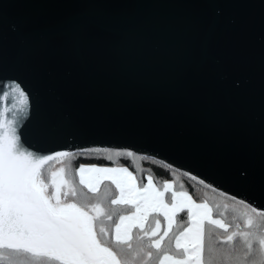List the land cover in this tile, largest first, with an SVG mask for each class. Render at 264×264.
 <instances>
[{
	"label": "water",
	"instance_id": "95a60500",
	"mask_svg": "<svg viewBox=\"0 0 264 264\" xmlns=\"http://www.w3.org/2000/svg\"><path fill=\"white\" fill-rule=\"evenodd\" d=\"M21 140L159 159L264 209V0H0Z\"/></svg>",
	"mask_w": 264,
	"mask_h": 264
},
{
	"label": "snow or ice",
	"instance_id": "6c2138e0",
	"mask_svg": "<svg viewBox=\"0 0 264 264\" xmlns=\"http://www.w3.org/2000/svg\"><path fill=\"white\" fill-rule=\"evenodd\" d=\"M29 118V94L0 79V264H264V209L233 198L243 211L228 222L186 191L172 190L169 201L168 183L159 191L151 177L138 186L127 169L96 166L76 170L79 184L95 194L94 203L81 199L70 167L51 179L45 167L75 153L44 155L23 146ZM116 173L125 175H107ZM104 179L118 195L107 186L100 191ZM185 211L186 224H177Z\"/></svg>",
	"mask_w": 264,
	"mask_h": 264
},
{
	"label": "trees",
	"instance_id": "16d2710c",
	"mask_svg": "<svg viewBox=\"0 0 264 264\" xmlns=\"http://www.w3.org/2000/svg\"><path fill=\"white\" fill-rule=\"evenodd\" d=\"M99 149H108V148H88V149H83V150L74 152L76 154L75 164L73 165V172H74L75 180H76L75 169L80 163H83V162L98 163V164L117 163V164H122V165L127 166L129 170H131L135 174L136 178L138 179L140 183L144 182L146 173H149L153 177L156 184H161L164 180H167V179H173L175 182V187L183 188L187 190L191 194V196L197 201L207 200L210 203L211 207L213 208V211L214 209H216L215 202H214L215 192L225 194L221 191H218L212 188L211 186L207 185L205 182L194 177L193 175H190L182 170H179L156 158L137 154L139 158H141L143 163L136 165L132 163L130 160L125 159V158H118L117 160L113 161V160L104 158L102 155L85 153L87 151L99 150ZM111 150H122V149H111ZM78 185L83 188L82 190H84V193H86L87 195L95 196L94 193L89 192L88 189H86L83 185H80L79 183ZM105 186H107L112 192H114V187L112 186V184L106 181L103 182L100 186L101 192L104 191ZM214 214H219V213L217 211H214ZM227 216H229V218L232 219L233 218L232 216H237V215L234 212L233 213L228 212ZM181 222H184L185 224L187 222L186 211L178 213L176 217V223L180 224ZM107 223L111 224L112 222H107ZM134 231H137V230L134 229ZM173 231H177V234H178V230L176 229L175 225L173 227ZM163 243L165 244L168 243L167 238H165V241ZM173 250H174V247H173Z\"/></svg>",
	"mask_w": 264,
	"mask_h": 264
},
{
	"label": "rangeland",
	"instance_id": "374dc122",
	"mask_svg": "<svg viewBox=\"0 0 264 264\" xmlns=\"http://www.w3.org/2000/svg\"><path fill=\"white\" fill-rule=\"evenodd\" d=\"M85 153L95 154V155H102L104 158H107V159H110V160H113V161L117 160L118 158H125V159L130 160L132 163H134L136 165L143 163V161L141 160V158H139V156L137 154H135V153H133L131 151H128V150L99 149V150L87 151ZM129 153H130V155H129ZM74 164H75V158L72 159L71 161H68V160H63L62 162L50 161L45 166L46 169H47V173L46 174L49 176V179H51V177H50V173L51 172L58 170L60 167H70L71 168V179L73 180V182L75 184L78 185V183H79V176L76 174V170L80 166H85V167L96 166V167H106V168L127 169V171L130 172L133 177H135L138 186L140 184H147L149 177H151L152 183H153L154 187L156 189H158L159 191H164V184L165 183H168V184L172 185V188L168 192L165 193V196H166V198L169 201L171 200V191L172 190H175V191H186L191 196V194L187 190H185L183 188H177V187H175V182H174L173 179H167V180H164L161 184H156V182L154 181L153 177L149 173H146L145 174L144 182L143 183H140L138 181V179L136 178L135 174L131 170H129V168L127 166L122 165V164H117V163H113V164H98V163H87V162L80 163L76 167V169H75V174H76V180H75V178H74V172H73V165ZM107 175H116V176L119 177V176H123L125 174L124 173H116V174H107ZM176 176H177V174H176ZM105 181L112 184V186L114 187V192L113 193L115 195H118V192H117V190L115 188V185L111 182V180L104 179L102 181V183L105 182ZM79 188L80 189H83L80 186H79ZM82 191L84 193V190H82ZM85 198H88L89 199V202H92V203L95 202L94 196H90V195H87L86 193H84V196L81 197V199H85ZM113 198H114V196H113ZM192 199L196 203L207 202L209 204V206H211L210 203L207 200L197 201L193 197H192ZM214 200H215L214 202H215V206H216V209H214V211H217L218 213H223V217L225 219H227L228 222H232L233 221V218L231 219V218H229V216H227V213L228 212H230V213H233L234 212L238 216L239 213L243 211L242 206L237 205L234 202L233 197H231L229 195L222 194V193H219V192H215ZM186 216H187V213H186ZM232 217H234V216H232ZM217 218H220V217L217 216ZM160 220H161V227L163 229L167 225L164 222L162 216L160 217ZM160 234L161 235L163 234L162 231H161ZM173 247H174V244H173ZM46 264H50V262H46ZM150 264H151V262H150Z\"/></svg>",
	"mask_w": 264,
	"mask_h": 264
}]
</instances>
